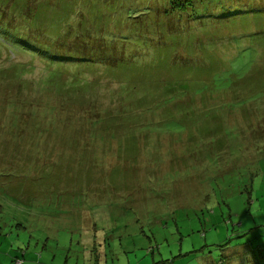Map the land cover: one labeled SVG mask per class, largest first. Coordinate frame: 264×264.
<instances>
[{"label": "rangeland", "instance_id": "374dc122", "mask_svg": "<svg viewBox=\"0 0 264 264\" xmlns=\"http://www.w3.org/2000/svg\"><path fill=\"white\" fill-rule=\"evenodd\" d=\"M74 7L114 68L0 34V264H264V0H191L170 31L161 0ZM172 95L184 132L127 122Z\"/></svg>", "mask_w": 264, "mask_h": 264}, {"label": "trees", "instance_id": "16d2710c", "mask_svg": "<svg viewBox=\"0 0 264 264\" xmlns=\"http://www.w3.org/2000/svg\"><path fill=\"white\" fill-rule=\"evenodd\" d=\"M161 1L165 4V7L164 12L161 13L163 17L159 20L157 26L159 31H163L164 28H167L168 31H170L172 18L175 14L174 12L177 9L185 10L190 6L191 0ZM69 3H71V6ZM75 3L76 0H69L67 1L66 6L63 0H0V34L5 40L15 42L16 45L30 52L32 55H40L43 58L47 57L49 64L54 67L56 66L57 68H62L63 64L66 62L87 64L88 67L99 63L100 65L109 66V69L114 68V61L111 62L112 60H110L113 55V49H109L107 39L102 35L99 37L92 33L98 30V28L92 31L81 29L85 24H79L77 21V15L81 12V9L74 7ZM51 4L56 7H52ZM49 5L51 9H53L50 14L49 12L47 13L48 10L45 9V7ZM42 11L47 13L48 18L43 17L44 14ZM79 17H82V15H79ZM78 20L80 22L82 21L81 19ZM74 32H77L78 34H74ZM117 33L118 35L115 39L120 41L121 39H124L125 42H129L127 40L132 38L133 35L129 30L118 31ZM122 33H124V35ZM121 34L123 36H119ZM150 35L152 36L154 34L150 33ZM158 35L160 38L157 42H154V38H150L149 36L148 40L150 42L147 43L148 46L163 48L164 45H168L169 41H171L168 37L165 39L161 32L158 33ZM113 40L114 39L112 38L111 41L114 42ZM77 44L83 46L79 47ZM114 52L116 53L115 50ZM73 57L77 59H73ZM173 79L174 77H169L165 83H162L165 84L163 86H166L169 92L174 91V87H170L173 85L171 83ZM160 100L161 98L157 100L156 108L159 109L160 113L163 115L164 109L170 107L169 109H171L172 112L169 117L162 116V118L156 122L151 118H143V120L142 118H135L128 120L127 122H152L156 127H154L151 132H148L149 138L153 137L156 133L162 132L164 128L166 129L168 127L178 133L184 132L185 128L188 127L186 122H182L183 117L187 114L183 107L189 106L187 99H184L183 103H181L177 98V95H172L168 101H165L162 104L160 103ZM146 101L149 102L147 99L141 100L139 108L142 106L145 107V103H147ZM178 103L181 104V110L174 108ZM169 105H173V107ZM152 111L153 110L148 109L146 113L149 114ZM176 111L179 113L178 117L175 116ZM110 116L111 115H108L103 118L102 115V118L97 119H103L104 121ZM111 117L113 118V115ZM171 117L177 120L170 122L172 120ZM151 140L153 139L151 138ZM139 147L142 148L140 151L146 150L143 149V145L139 144ZM156 152L157 151H154L153 155Z\"/></svg>", "mask_w": 264, "mask_h": 264}]
</instances>
